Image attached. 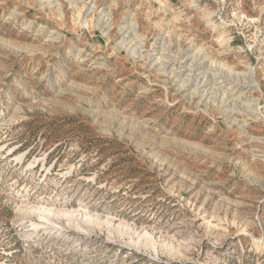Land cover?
<instances>
[{
    "label": "rangeland",
    "instance_id": "obj_1",
    "mask_svg": "<svg viewBox=\"0 0 264 264\" xmlns=\"http://www.w3.org/2000/svg\"><path fill=\"white\" fill-rule=\"evenodd\" d=\"M0 264H264V0H0Z\"/></svg>",
    "mask_w": 264,
    "mask_h": 264
}]
</instances>
